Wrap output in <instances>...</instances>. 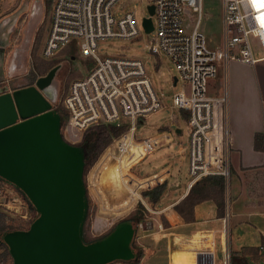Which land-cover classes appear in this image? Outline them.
<instances>
[{"label":"built area","instance_id":"built-area-1","mask_svg":"<svg viewBox=\"0 0 264 264\" xmlns=\"http://www.w3.org/2000/svg\"><path fill=\"white\" fill-rule=\"evenodd\" d=\"M131 2L53 0L41 56L49 58L72 43L76 55L90 62L82 76L70 81L58 105L48 103L49 109L58 108L65 114L61 127L65 140L80 147L82 135L90 127L108 125L119 129L91 167L90 181L112 163L121 184L131 187L130 192L136 194L140 184L135 182L138 177L129 173L131 168L146 155L174 143V134L181 136V129L173 125L177 118L172 114L174 134L168 130L169 124L152 126L157 128L155 133L138 137L147 117L168 108L183 120L185 128L184 146L177 143L176 152L179 160L185 154V192L202 178L227 179L228 130L223 116L227 96L225 91L211 96L208 85L219 67L230 62L253 66L264 61V6L253 5L250 0H220L221 41L219 47L211 49L199 30L201 0H146L151 13L140 21L141 26L142 20L148 19L151 26L146 33L141 26L147 37L141 49L145 59L99 54L98 42L134 41L141 37ZM255 52L260 55L255 57ZM161 56L173 65L176 73L168 82V93L152 85L147 71V57H155V73L162 75L158 70ZM163 172L168 179L169 169L164 168ZM84 188L87 189V182ZM0 213L13 220H30L21 196L5 182L0 184ZM256 250L264 257V231ZM193 264H215L214 250L195 253ZM219 264H231L225 244Z\"/></svg>","mask_w":264,"mask_h":264},{"label":"rangeland","instance_id":"rangeland-1","mask_svg":"<svg viewBox=\"0 0 264 264\" xmlns=\"http://www.w3.org/2000/svg\"><path fill=\"white\" fill-rule=\"evenodd\" d=\"M48 1H51L49 5H47ZM52 3L53 0H0V60L2 62L0 85H7L6 88L0 89V92L16 91L27 87L36 88V81L46 77L51 71L48 83L38 92L51 106L58 105L64 97L70 81L82 76L88 68V64L84 66L82 59L76 53L74 55L69 53L68 47L59 49L49 58L41 56L48 32ZM201 4L199 30L204 36L206 46L211 49L217 48L221 41L220 0H201ZM130 6L133 7L135 24L141 37L134 41L105 40L98 42L97 51L99 54L145 59L141 49L147 37L142 31L140 21L142 16H148L146 0H132ZM259 55L258 52L254 53L255 57ZM154 62L155 57H147L146 65L151 83L156 89L168 93V82L172 76L176 75L174 67L165 57L161 56L158 70L162 75L158 76L153 67ZM257 64L262 66L264 61ZM238 75L241 79L253 76L251 72L243 70H240ZM210 82L216 85L218 95L229 89L228 74L223 67L218 69L215 78ZM166 104L169 105L168 102ZM172 114L177 118L176 125L174 122L173 125L181 129L180 137L174 134V127L170 121ZM169 124L168 130L174 134V143L146 155L129 171L139 180L135 181L140 184V187L136 189V194L130 192L129 188L131 187L121 184L120 179L113 178V169L116 167L112 163L104 170L100 169L99 177L90 181L89 171L96 163L102 150L95 161L89 165L83 178L84 184L87 182L85 191L86 199L89 201L88 216L84 223L86 239L93 240L104 236L114 225L126 221L131 214L138 211L141 212L142 218L134 228L131 241L132 249L143 254L138 264H193V259L185 258V254L189 255L187 251L190 248L193 234L196 232L211 233L213 238H208L209 244L206 238L200 239L207 242H205L208 245L207 249L191 250L195 253L211 250L209 247L211 245L214 250L215 264H219L221 259V241L218 240V234L221 232H223L224 244L230 253L237 250L239 255L246 258L248 264H264V258L260 257L254 248L259 244V230H264V216L259 215L264 211L256 210L259 201L264 200L261 179L255 175L245 177L239 175L236 182H233L229 164L228 178L221 179V202L214 194L213 200H210L214 204L215 211L217 208L221 210V217L217 218V214H215L216 219L206 220L201 225H184L186 223L174 211L175 205L178 204V209L183 210L188 204H179L180 200L186 196L184 195V186L187 182L185 154H183L182 160H179L176 155L177 143L179 146H184L186 138L183 120L174 111L166 108L144 120L138 137L143 138L155 133L157 128L152 126L161 127ZM259 136L260 134L255 135L258 142ZM225 149L229 157V152L232 149L231 144H226ZM98 166L96 170L99 168ZM164 168H168L170 171L168 179L163 172ZM162 179L165 180L161 182ZM2 182L0 181V184ZM88 182H92L94 185L88 184ZM216 183H218V179H210L207 187H216ZM161 184L164 185V189L158 195L157 201L152 203L151 198L143 197L144 192ZM175 184L179 186L172 188ZM146 185L149 187L148 189ZM204 193L206 192L203 191L202 185H196L191 191L190 200H198ZM235 221L238 223L234 224ZM7 224L13 225L5 217H0V226ZM173 250H180L185 254L181 253V257H177V252L173 254ZM170 252L171 258H169ZM181 258L183 259L180 260ZM0 261L3 264H10L6 248L1 244ZM110 264L128 263L115 261Z\"/></svg>","mask_w":264,"mask_h":264},{"label":"water","instance_id":"water-1","mask_svg":"<svg viewBox=\"0 0 264 264\" xmlns=\"http://www.w3.org/2000/svg\"><path fill=\"white\" fill-rule=\"evenodd\" d=\"M141 26L145 33L151 30L148 19ZM50 77L51 71L42 80ZM35 85L0 95V180L16 188L36 214L26 230L1 233L0 244L12 264L133 260L134 228L128 221L97 240L83 241V149L63 141L60 116L38 93L43 85Z\"/></svg>","mask_w":264,"mask_h":264},{"label":"crops","instance_id":"crops-1","mask_svg":"<svg viewBox=\"0 0 264 264\" xmlns=\"http://www.w3.org/2000/svg\"><path fill=\"white\" fill-rule=\"evenodd\" d=\"M0 68H2L1 60ZM223 69L228 74L229 83V89L226 92L227 98L226 105L224 106L223 116L224 124L228 130V143L232 146L228 158L230 168L232 170L231 173L233 182H236L237 176L239 175H241L242 177L255 175L261 179V188L264 191V65L261 66L255 64L253 66H248L237 62H230L225 67H223ZM240 70L248 73L251 72L253 75L252 78L248 77L245 79H241L238 75V72ZM0 86V89L2 90L6 88L7 85L1 84ZM208 86V91L211 96H219L217 93L216 85L210 82ZM12 92L13 91L9 92V90H5L0 92V95L6 93L11 94ZM258 134L262 135L263 137L262 150H256L253 147V139L255 135ZM208 178L213 179L214 177ZM178 186V184H175L172 186V188ZM187 192H185L184 195H186ZM259 202L260 203L257 205L256 210L264 211V200L262 199ZM215 214L216 211L214 208V204L211 201L197 203L192 208V222H188L184 225H201L206 220L216 219ZM259 215L264 216V213ZM179 220L181 219L179 218ZM237 223L238 222L236 221L234 222V224ZM262 231L264 230H259L258 232L259 243ZM209 237L213 238V235L211 233L196 232L195 234H193V239L190 243L191 245H189L190 248H188L187 251L189 252V255H186L185 253H183V251L180 250H173V254L177 252V257H181V253H183L185 254V258L188 257L190 259H193L194 252L192 250L202 248L206 249L208 247L206 243L208 242L209 244ZM202 238H206L207 242L201 241L200 239ZM219 239L223 240V232L218 234V240ZM191 246H194V248H191ZM197 246H199V248H197ZM209 247H211V249L213 250L211 245H209ZM254 248L256 250V246ZM171 252L169 254V258H171L172 256ZM231 253H237V250H234ZM175 258L176 256L174 257V259ZM182 259L183 258H181L180 260Z\"/></svg>","mask_w":264,"mask_h":264},{"label":"trees","instance_id":"trees-1","mask_svg":"<svg viewBox=\"0 0 264 264\" xmlns=\"http://www.w3.org/2000/svg\"><path fill=\"white\" fill-rule=\"evenodd\" d=\"M50 3H51V1H48L47 5H49ZM68 48H69L68 51L70 54L74 55L76 53V50L74 49V44L71 43L68 46ZM82 61L84 63V66H86L87 64L88 65L90 64V62L88 60H82ZM55 111L58 113V115L60 116V119H61L60 130H59L60 136L63 139V141L67 142L65 140V138L62 134V130H61L62 124L65 120V114L58 108H55ZM119 132H120L119 129L113 128L111 126L98 125V126H93V127L88 128L83 133L80 144H79V146L83 149L82 181L84 178L85 171L87 170L89 165L95 161V159L97 158L100 151L110 141V139L112 137L116 136ZM256 137H254V139H253V147L256 150H258V149L262 150L263 149V146H262L263 145V137H262V135L259 136V142H258V139ZM112 174H113L112 176L114 179L119 180V176H118L116 168L113 169ZM213 179H218V183H216V187H210V186L207 187L209 185L210 178H202L199 181L200 183H194V185H192V187H190L186 196L182 200H180V202H179V204L180 203H182V204L188 203L185 206V209L179 210L178 204L174 206L175 213L182 219V221H184L185 223L192 222V208H193V206L197 203H200V202L210 201V200L212 201L213 200V194L215 197L219 198V200L221 202V199H222V181H221V178L214 177ZM119 182H120V180H119ZM83 184H84V182H83ZM199 184L202 185L203 191H205L206 193H204L198 200H194V201L190 200L191 191L193 190L194 186H196V185L199 186ZM14 189L19 193L22 200L26 204L27 209L30 212V222H31V219L36 216L35 211L33 210L32 206L28 203V201L24 198V196L16 188H14ZM163 189H164V185L161 184L159 186L154 187L152 190L144 192L143 197L151 198V202L154 203L155 201H157L158 195L161 193V191H163ZM85 197H86V191H85ZM86 201H87V209H86V215H85V219H84L83 226H82V238H83L84 242H90L93 240H97V239L101 238L102 236L98 237L96 239H93V240H88V239H86V236L84 235V231H85L84 223H85V220L88 216V211H89V201H88V199H86ZM216 214L218 217H221V210H218V208H217ZM0 217H5L8 221L11 222V224H13V225L7 224L5 226H0V234L7 232V231H24V230H26V228L28 227V225L30 223V222L18 221L16 219L15 220L9 219L8 217L4 216L1 213H0ZM141 218H142L141 212L137 211V212L131 214L126 219V221L130 222L132 224L133 228H135V226L137 225L138 221ZM14 224H16L17 226H15ZM132 250L135 253L134 259L131 261H128L126 263L138 264L139 260L143 257V254L141 252L135 251L134 249H132ZM7 255H8V253H7ZM8 258L10 260V264H12L9 255H8ZM230 260H231V264H248L245 257L242 255H239L238 253H230Z\"/></svg>","mask_w":264,"mask_h":264},{"label":"flooded vegetation","instance_id":"flooded-vegetation-1","mask_svg":"<svg viewBox=\"0 0 264 264\" xmlns=\"http://www.w3.org/2000/svg\"><path fill=\"white\" fill-rule=\"evenodd\" d=\"M44 78V77H43ZM38 82H40V84H42L43 85V87L42 88H44L45 86H46V84L48 83V80H42V78H39L38 80H37ZM36 81V82H37ZM42 99H43V97H42ZM44 100V99H43ZM45 101V100H44ZM47 103V102H46ZM0 181H2V180H0Z\"/></svg>","mask_w":264,"mask_h":264},{"label":"snow or ice","instance_id":"snow-or-ice-1","mask_svg":"<svg viewBox=\"0 0 264 264\" xmlns=\"http://www.w3.org/2000/svg\"><path fill=\"white\" fill-rule=\"evenodd\" d=\"M250 2L253 4V5H256V4H261V6H264V0H250Z\"/></svg>","mask_w":264,"mask_h":264},{"label":"bare ground","instance_id":"bare-ground-1","mask_svg":"<svg viewBox=\"0 0 264 264\" xmlns=\"http://www.w3.org/2000/svg\"><path fill=\"white\" fill-rule=\"evenodd\" d=\"M221 241V249H222V247L224 246V237H223V240H220ZM207 249V248H206ZM211 249V248H210ZM198 250V249H197ZM196 250V251H197ZM212 250V249H211ZM195 253V252H194Z\"/></svg>","mask_w":264,"mask_h":264}]
</instances>
